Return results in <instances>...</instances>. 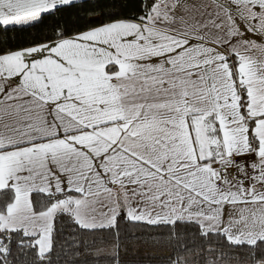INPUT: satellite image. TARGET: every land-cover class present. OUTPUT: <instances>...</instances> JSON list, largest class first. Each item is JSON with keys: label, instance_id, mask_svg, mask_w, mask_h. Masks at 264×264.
I'll use <instances>...</instances> for the list:
<instances>
[{"label": "snow or ice", "instance_id": "6c2138e0", "mask_svg": "<svg viewBox=\"0 0 264 264\" xmlns=\"http://www.w3.org/2000/svg\"><path fill=\"white\" fill-rule=\"evenodd\" d=\"M145 236L264 264V0H0V264Z\"/></svg>", "mask_w": 264, "mask_h": 264}, {"label": "trees", "instance_id": "16d2710c", "mask_svg": "<svg viewBox=\"0 0 264 264\" xmlns=\"http://www.w3.org/2000/svg\"><path fill=\"white\" fill-rule=\"evenodd\" d=\"M91 2V0H90ZM145 240H147V243H144L143 241L141 242V251L144 252V250L146 249L147 251L144 252L143 255V259L148 262V264H151V261L156 260L157 259V254H161L163 252V248L161 246L156 245L154 242H152L151 240L148 239L147 236H145ZM169 251H171V249H168ZM166 259V257H162Z\"/></svg>", "mask_w": 264, "mask_h": 264}]
</instances>
